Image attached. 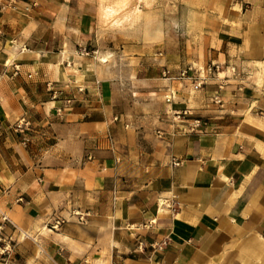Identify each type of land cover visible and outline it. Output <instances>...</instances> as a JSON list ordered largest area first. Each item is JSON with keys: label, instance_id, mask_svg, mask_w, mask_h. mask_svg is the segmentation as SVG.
Masks as SVG:
<instances>
[{"label": "crops", "instance_id": "obj_1", "mask_svg": "<svg viewBox=\"0 0 264 264\" xmlns=\"http://www.w3.org/2000/svg\"><path fill=\"white\" fill-rule=\"evenodd\" d=\"M17 1L0 0V214L16 228L0 264H264V86L245 77L264 68V0L203 61L244 76L175 98V81L137 70L127 94L129 76L78 51L99 32L83 3Z\"/></svg>", "mask_w": 264, "mask_h": 264}, {"label": "rangeland", "instance_id": "obj_2", "mask_svg": "<svg viewBox=\"0 0 264 264\" xmlns=\"http://www.w3.org/2000/svg\"><path fill=\"white\" fill-rule=\"evenodd\" d=\"M78 1L96 13L99 26V32L96 38L94 37L95 42H91L90 45H86L78 51L92 63L103 64L107 72L129 76L131 82L127 81L128 84L125 85L123 82L119 84L120 88L126 87L125 93L127 94L128 92L131 94L129 88L135 86V70L163 80L167 79L162 76L164 70H169L171 74H177L189 67L196 71L205 70L213 64L218 69L213 71L207 81L214 80L223 71L230 72L235 78L244 76L241 70L236 67L211 62L206 67L202 66L205 56L210 50H215L208 44L226 42L229 37V27H239L240 22L246 18L248 21H254V15L251 12L252 7L257 6L254 3L258 0ZM101 56L108 57L106 63L100 62ZM233 68L235 69L234 75ZM245 75L250 84L256 87L264 86V68L251 70ZM222 76L220 75V79ZM188 82L189 84L182 85L181 81H175L178 85L175 88L174 98L175 96L179 97V92L183 88H189L190 91L200 89L196 88L192 82ZM159 87L161 86L157 88ZM119 92L118 98H122L123 93L121 90ZM127 96L125 95L124 98ZM216 96L221 100L219 93L214 97ZM130 97L133 98V95ZM166 98L162 97L161 102L165 103ZM172 102L170 99L165 104L169 105ZM213 104H215L214 98ZM222 104L221 100L219 106ZM220 116H225V113ZM174 118L188 120L190 124L195 120L203 121V118L195 116L189 110L175 113ZM20 121L15 123L13 129L22 136V139L27 137L29 143L33 128L28 122V130L21 132L16 127Z\"/></svg>", "mask_w": 264, "mask_h": 264}, {"label": "built area", "instance_id": "obj_3", "mask_svg": "<svg viewBox=\"0 0 264 264\" xmlns=\"http://www.w3.org/2000/svg\"><path fill=\"white\" fill-rule=\"evenodd\" d=\"M17 0H7V7H9L11 10L17 11ZM25 11H27V8L24 9ZM218 67L211 64L210 66H208L205 70H200V71H196L193 68H186L183 69L181 71H179L177 74H171V72L169 70H164L162 75L163 77L167 78L168 80L171 81H182V80H187L192 82V84H194V86H196V88H201L203 85H205L206 81L208 80L209 76H212L213 71L217 70ZM233 71V75H234V71L235 69H232ZM237 76V75H236ZM48 91L52 94V97L54 98L56 96V94L58 92L54 91L52 89L51 86H47ZM78 93H83V89L82 88H78L77 89ZM219 97L216 96L214 97V103L217 105H221V100L218 99ZM72 100L67 99L65 101V104H70ZM170 99L166 98V102H169ZM60 109H57V111L59 112ZM187 113V112H186ZM184 113V114H186ZM260 117L264 118V113L262 112H258L257 113ZM202 126H204L203 122L200 120H195L193 121L192 124H190L189 126V132H196V131H200ZM17 129L21 130V132L27 131L28 127H29V123L25 122L24 120H21L20 122H18L17 124ZM23 144H27L28 143V138L27 137H23L22 139ZM176 166L178 164H175ZM168 209H170L171 211H175V207L176 204L174 203H169L167 205ZM76 216H78V220L79 222H83L82 217L79 216L78 214H76ZM65 220H56L55 222H53V224L50 225V229L52 230H57L58 227L62 224H64ZM10 226L11 228H13L14 230H16V228L10 223V221L8 220V218L2 214H0V254L2 255H7L9 252H11V247L12 245L16 244V240H13L12 236H4V229L6 227ZM30 238L28 234L22 232L19 233V239L21 241L26 240ZM165 245V243H162L161 245H153L152 248L153 249H157V250H161V248Z\"/></svg>", "mask_w": 264, "mask_h": 264}, {"label": "bare ground", "instance_id": "obj_4", "mask_svg": "<svg viewBox=\"0 0 264 264\" xmlns=\"http://www.w3.org/2000/svg\"><path fill=\"white\" fill-rule=\"evenodd\" d=\"M107 59H108L107 56H101V57L99 58V60H100L101 63H106V62H107Z\"/></svg>", "mask_w": 264, "mask_h": 264}]
</instances>
